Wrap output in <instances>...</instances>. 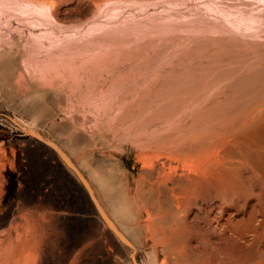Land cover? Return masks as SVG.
<instances>
[{
  "label": "bare ground",
  "instance_id": "obj_1",
  "mask_svg": "<svg viewBox=\"0 0 264 264\" xmlns=\"http://www.w3.org/2000/svg\"><path fill=\"white\" fill-rule=\"evenodd\" d=\"M174 1L0 0V11L34 15L60 42L35 58L42 88H65L74 142L91 129L76 161L100 154L101 195L122 204L152 264H264V8L218 0L187 23L171 14L100 19ZM75 2H88L92 22L61 17ZM15 210L0 217V264H66L67 243L51 263L52 214L19 220Z\"/></svg>",
  "mask_w": 264,
  "mask_h": 264
},
{
  "label": "rangeland",
  "instance_id": "obj_2",
  "mask_svg": "<svg viewBox=\"0 0 264 264\" xmlns=\"http://www.w3.org/2000/svg\"><path fill=\"white\" fill-rule=\"evenodd\" d=\"M219 1L176 0L174 4L163 2L158 7L150 5L145 8L136 4L126 11L118 9L100 19L112 21L122 14L133 19L146 18L149 14L153 17L171 14L187 23L194 13L222 7L223 3L221 5ZM236 1L246 3L245 0ZM249 2L254 7L264 8V1ZM76 8V2L62 6L61 17L85 19V24L92 22V7L88 2L81 4L78 10ZM1 11L0 199L3 208L0 210V217L11 207L16 209L15 217L19 220L52 214V219H48L55 226L47 234L50 236L48 251L51 263L57 262L58 257L64 253V246L71 244L66 264H132V256L136 264H152L149 257L151 252L141 247L140 232L130 225V215L119 214L122 204L115 200L107 202L101 195L99 180L102 174L99 168L106 169L102 164H96L100 160V154L76 161L81 156L82 149L91 147V129H79L80 143L74 142L71 116L68 110L63 111L67 107L65 88L60 90L55 86L51 90L54 92L49 91L46 85L45 89L42 88L47 78L37 71L34 66L35 58L46 49H58L60 42L42 34L46 25L42 22L33 23L31 17H35L34 15L21 14L18 10ZM184 33L189 36L186 31ZM159 38L165 40L170 36L163 34ZM13 40H17L18 47L12 46ZM80 115L83 116L84 113L80 112ZM97 137L96 135L94 138L96 147L104 150L101 154L108 153V148L103 149L102 140ZM58 149L71 159L76 169L68 165ZM126 160L124 158L129 165ZM84 163L91 164V167ZM108 176L107 173L106 178ZM98 207L104 211L116 230L105 221ZM117 231L130 243L124 241ZM76 254H79L77 260Z\"/></svg>",
  "mask_w": 264,
  "mask_h": 264
}]
</instances>
